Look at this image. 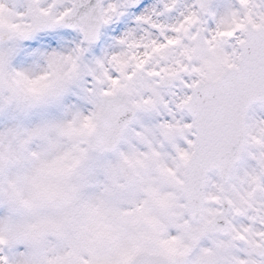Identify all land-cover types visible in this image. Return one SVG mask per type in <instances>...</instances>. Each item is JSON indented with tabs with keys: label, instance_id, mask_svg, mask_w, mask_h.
<instances>
[{
	"label": "snow or ice",
	"instance_id": "6c2138e0",
	"mask_svg": "<svg viewBox=\"0 0 264 264\" xmlns=\"http://www.w3.org/2000/svg\"><path fill=\"white\" fill-rule=\"evenodd\" d=\"M0 264H264V0H0Z\"/></svg>",
	"mask_w": 264,
	"mask_h": 264
}]
</instances>
